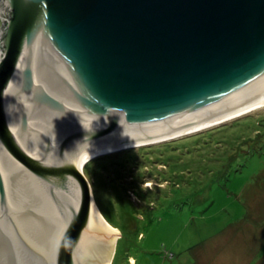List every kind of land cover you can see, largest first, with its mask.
I'll list each match as a JSON object with an SVG mask.
<instances>
[{
	"label": "water",
	"instance_id": "95a60500",
	"mask_svg": "<svg viewBox=\"0 0 264 264\" xmlns=\"http://www.w3.org/2000/svg\"><path fill=\"white\" fill-rule=\"evenodd\" d=\"M0 18V264H112L76 161L264 103V0H0Z\"/></svg>",
	"mask_w": 264,
	"mask_h": 264
},
{
	"label": "rangeland",
	"instance_id": "374dc122",
	"mask_svg": "<svg viewBox=\"0 0 264 264\" xmlns=\"http://www.w3.org/2000/svg\"><path fill=\"white\" fill-rule=\"evenodd\" d=\"M83 170L119 227L112 264H264V107Z\"/></svg>",
	"mask_w": 264,
	"mask_h": 264
},
{
	"label": "bare ground",
	"instance_id": "6f19581e",
	"mask_svg": "<svg viewBox=\"0 0 264 264\" xmlns=\"http://www.w3.org/2000/svg\"><path fill=\"white\" fill-rule=\"evenodd\" d=\"M261 107L262 108L264 107V103H262V104H260L258 106H255L253 108H250V109H247V110H244V111H240V112L235 113L233 115L224 117L222 119L216 120L214 122H211L209 124L203 125V126L198 127V128H194V129H191V130H187V131L171 134L169 136L162 137V138L151 139V140H148V141L145 140L143 142H135V143H133L131 145H133V146H143V145L155 144V143L163 142V141H167V140H172V139H175V138H178V137H181V136L189 135V134H192L194 132H198V131H201V130H204V129H207V128H210V127H213V126H216V125H219V124H222L224 122H227V121H230L232 119H235V118H238L240 116H243L245 114H248V113L252 112L253 110H256V109L261 108ZM128 145H130V144L118 145V146H107V145L101 146V147L95 149L94 151L88 153L87 155L81 157L79 160H77L76 161V165L79 168V170H82L84 172V170H83L84 164L89 159H91V158H93L95 156H98L100 154H103V153H109V152H113V151H116V150H119V149L121 150V149L124 148L123 146H128ZM94 212L97 213L99 216L101 215L99 213V211L97 210L95 204H94ZM115 230H117V229H115Z\"/></svg>",
	"mask_w": 264,
	"mask_h": 264
},
{
	"label": "trees",
	"instance_id": "16d2710c",
	"mask_svg": "<svg viewBox=\"0 0 264 264\" xmlns=\"http://www.w3.org/2000/svg\"><path fill=\"white\" fill-rule=\"evenodd\" d=\"M120 164V166L121 167H125V164H123V163H119ZM103 214V213H102ZM104 215V214H103ZM105 217V216H104ZM106 218V217H105ZM107 219V218H106ZM107 221L111 224V225H113L114 227H117V228H119L117 225H115V224H113L111 221H109L108 219H107ZM124 237V236H123ZM123 237H121V238H123Z\"/></svg>",
	"mask_w": 264,
	"mask_h": 264
},
{
	"label": "crops",
	"instance_id": "0c3cea01",
	"mask_svg": "<svg viewBox=\"0 0 264 264\" xmlns=\"http://www.w3.org/2000/svg\"><path fill=\"white\" fill-rule=\"evenodd\" d=\"M103 215V214H102ZM104 216V215H103ZM105 218V217H104ZM106 219V218H105ZM107 220V219H106Z\"/></svg>",
	"mask_w": 264,
	"mask_h": 264
}]
</instances>
